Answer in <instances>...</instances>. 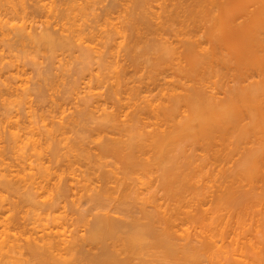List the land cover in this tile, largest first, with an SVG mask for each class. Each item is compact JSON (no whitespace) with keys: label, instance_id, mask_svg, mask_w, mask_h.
Here are the masks:
<instances>
[{"label":"bare ground","instance_id":"6f19581e","mask_svg":"<svg viewBox=\"0 0 264 264\" xmlns=\"http://www.w3.org/2000/svg\"><path fill=\"white\" fill-rule=\"evenodd\" d=\"M2 1H4V0H0V9L1 10H2V8L6 9V6H4V3ZM6 1L12 2V0H6ZM33 1L35 3L33 5V7H32V3L31 4L28 3L29 1L26 2L30 5L29 6L30 8L32 7L31 12H29L30 10L27 9L29 7L25 5V0L19 1V3L22 2L21 4L23 5V8L21 6V9H23V11L26 10L25 11L26 13L28 10V12L30 14L34 13V15H35V13L36 12L38 13L40 11L41 7L43 6V4L41 3L43 0H33ZM52 1L54 3V0H52ZM73 1L74 0H60L59 6H61L62 3H65V5L63 4L61 8L54 7L55 10L53 12H52L53 8H51V9L49 8L50 13H54L55 11L58 13L54 14L53 18L55 20L51 19V21H49L50 20V18H49V20L47 21L45 18V21H47V25L45 28H43V30H41V32L33 33L31 31L32 32L31 33L29 30L28 31L30 33L28 31L26 32L27 28L29 27L27 25L23 26L21 24V26L16 27V29H14L16 31L15 32L12 31V33L13 32L16 33L15 34L16 36H14L15 41L13 40L14 42H11V43L12 44L13 43L16 44V42L20 43V41H24V40L26 41L27 38H30V41L32 39V41H34L35 43L36 42L37 43L42 42L43 45L46 44V47L48 46L49 48H51L53 50L54 49L56 50V48L57 49H59V48L70 49L71 48V50H72V47L77 45V43H75V42L78 40L79 41L78 50L80 51L79 58H81V60H79V61H82V63H85V64L91 63V65L93 64V66L96 64V66H98V68L96 67L97 69L94 71H97L96 72L97 74L95 73V75H94V72L92 71L95 68L91 69L89 67L90 68L89 70H91L90 72H92V76L94 75L93 78H95L97 82L103 83V80H102L103 78H101V76H100V75H103V73L102 74L100 73V75L98 73L102 70L103 66L106 65L107 68L110 66L112 67L113 65L117 64V62L119 61L116 59L118 54H116L115 50H117V49L114 50V47L116 46L115 44L118 41L122 42L123 38L121 40H118L115 43L114 40H116L115 38L117 36V35H115V33L121 34V36L124 37V34H122L121 32H123L125 30L124 29L125 27L122 28V29H124L123 31L120 29L121 26L119 27V29H114V30H116L115 33L112 29L113 27H111V29H112V30H110L111 32H109V31L104 32L103 31L104 33H101L102 32L101 29H100V31L97 29L99 26H100L99 28H101L100 21H101L103 14L110 16L111 11L113 12L114 9L118 10V7H119L118 4L119 3L116 0L117 4H115V2H114L115 0H114V1H111L109 3L110 5L107 4L104 7L101 5L103 7V10H101V9H99V10H101L104 13L94 11L93 12L94 16H93V18H91L89 20L90 22L89 21L86 22L87 21L86 20L85 22L88 24H86L85 27H83V25L80 26V24H81L80 23L78 25L79 27L76 29L75 27H77V26L75 24H74L75 26H73L74 27L73 28L72 27L73 24L71 23L72 24L71 25L68 22L70 20L72 21V19L69 20V18L71 17V16H69V14L71 13V10H72L70 8V5H72L71 3H74ZM81 1H83V0H81ZM133 1L130 4H132V3L134 4L135 1L134 2ZM151 1L152 2L155 1L153 3L157 2V0H137L136 5L132 4L133 10L129 9V7L131 5L127 4L129 6H127V8L125 10L128 9V10L132 11V13L130 12V15H131L130 17L136 16L134 18L135 23L133 22L132 24H129V26H130L129 28H131V30L134 29V31H135V29L137 27H140V26H142V24H144V27L147 28V29H145V30H147V33H148V31H150L149 36H150V34H152L153 40H154V36H156L155 38L157 39V41H159V42H157V44H155L154 42L156 40H154V42L153 41L151 42V39H150V41L148 39L147 40L148 42L146 41L147 45L146 44L145 45L149 46V48L152 47V50H153V48L157 47L159 50L161 49V51L164 50V53L165 52H166V54L169 53L168 57H166V54H164L163 52L160 53V51L157 49L158 52L162 55V57H164V59L165 58H167V60L170 59V55L172 54L174 56V58H177L176 60H178L177 62H175V60H174V62L178 64L177 65L178 72L182 73L183 76L186 75L185 76L186 78L188 76V80L190 79L189 76L194 77L195 80H193L194 78H191L190 80L195 82V85L193 86V84H191L192 87L189 85L191 90H190V88L185 86V88H188V90H184L186 93L183 91L182 95H179V96L176 95L174 97V95H175V92H174V95H172L173 97L171 96L172 99H170V102H172V103L168 104L169 101L167 103H166V101H165V103L162 102L163 104H165V105H161V107L165 106V108L163 107L162 110H161L160 106L158 108H156L157 110H155V108L154 109L151 108L150 102H149L150 105L148 103H146V104H144V106L141 105L142 107L137 105L138 103H135L137 105L136 106L137 109L136 110L133 109L135 106L132 108L133 110H135V111H133L135 113L132 112L135 115L133 116V114H132L130 116L131 119L127 118L128 117L127 116L126 118L128 120L125 121V117H124V120H122V118H121L123 116L122 112L125 111V107L130 103L125 102V104H124L123 103L124 101L122 99V101H123L122 103L124 105H126L124 107L121 103V100H120L121 97L119 98V95H118L120 93L119 90L121 88H123L120 86H122L127 81L124 78H122L119 74V72L121 70L118 67L120 65L119 64L117 66L115 65L118 69L114 68L115 69L114 71H118L115 74V77H116L115 84L117 86L114 85L113 88L114 87H116V88H114V89L112 88V91H110V92L108 91L109 93L105 94V97L107 99H104V101H102V95L100 94L101 95L100 96L99 93L96 92L98 94V96L101 97V100L99 99L95 102V98L97 97L96 96L97 94L93 93L94 91L91 93H88V94L86 93L87 95H85V98H83L84 102L83 103L81 102L83 105L84 104L85 105H84V107L82 105V110L79 109L78 114L76 113L78 115L77 118H74L73 120H71L73 118V117H71V119H70L71 121L69 122V120H68V122H66V124L63 123L62 121H59L60 123H58V120L55 123L54 122L55 120L50 118L53 120V121H51V122H53L51 124L52 126L48 127L49 124H46V125H48L47 126L48 128L46 127L47 128L46 131L43 132L44 136H45L43 142L45 141V142H47V144L49 143L48 141H51V140L55 141L57 138H59L58 137L59 133H61L63 136V134L66 133L69 129L74 131L75 128L78 127V130H76V131H79V133L81 131H83L84 134L83 135L81 134L78 136L79 137V141H78L79 143L76 141L75 143H77V144L74 143L75 145L70 144L71 142L69 144L72 145L71 148H75L74 149L75 152H76V148H77V151L79 149L83 150V152L80 151L81 154H83L84 152H85L84 153L85 155L87 154L85 157L86 159L84 158L85 155H82L83 158L85 160H87V161H85L82 158L83 163L81 161V164L84 168H81V164H80V169L79 168L77 169V167L75 169L73 168V164H74L73 160L75 159L74 161L76 162L79 158L78 156H77V159H76V157L74 159H72L74 156L72 158H71V156H70V158H67V159L65 158L66 161L63 160V162L64 163L66 162V164H64L63 162H62L63 163L62 164L60 162L61 161L60 158H58V160L60 159L59 161L56 160L57 156L59 155L58 151L56 149L59 150L58 145L61 143L58 140H56L59 142V144L54 142L55 143L54 144L55 146L53 145L54 150L52 148V150L54 152L51 155L52 158L49 160L50 162L48 163V165L47 164L45 165V163L42 164L41 163L42 161H41V162H39L41 164L36 163L35 167H31L32 164H30L29 172H27V173L25 172L27 174V176H25L26 174L23 171H21V172H23L24 175H21L18 172H16L18 174L13 173V172H12V174H15L18 176L20 174V176L23 177V178L22 177L18 178V176H17L18 180L20 178H22L20 180L23 181L24 184L27 183L26 184L27 190L25 189L26 192L24 195H27L28 196L27 197L28 202H30V201H31V203L34 202V205H35V203H37V204L39 203V202H37L36 198L38 197V199H39V197L41 195L43 197V193H45V196L48 194L47 197H49V198L46 197V199H45V197H44L43 201H42V205H44L45 207H47V206L52 207V208L54 207L53 209H55L56 207H60V205H61L60 202H62L61 200H64L65 202L64 201L63 202L66 203V201H69L68 199L70 198V200H72V202L70 201L69 203L68 202L67 203L69 205L71 203V204H73V206L77 207L76 211L78 210L77 212H78L80 217L77 216L78 214H76L75 216H77V218L81 219L82 220V221L80 220L81 222H83V221L86 222L85 225H87V227H85V228H87V229L85 230V228H83L85 231V233L83 231L84 234H82V233L80 234L79 231H81V229L80 230L78 229L79 230V231H77L78 234L76 232L72 231L73 233L69 234V235L67 232L74 230V229H71V230L68 229V231H67V229H66L67 226L65 228H63L62 230L57 229V231H53L54 228L51 229L52 231H49V229L47 231L41 229L42 231H44V233H41L42 231H40L41 235L39 237L37 236L38 238H36V236L34 237V234H32L33 236L32 235L29 236L27 234L26 236H29V237H26V238L23 237L25 239L23 241H25V242L27 241V242L26 243L24 242V244L21 243V245H19L20 242H16V241H14V243L16 242L15 245L12 242H11L12 244L9 243L8 240H10V237H8L6 239L3 238V241L5 240L4 241L5 243L4 242L0 243L2 245V246L0 245V250L1 249L3 250V251L1 250L0 256H1L2 252H4V249H5V251H7L8 254H10V255H8L6 261L9 259H10V261L11 260L16 261V259H18L19 264L20 263L26 264V263L32 261V260H30L31 259L30 256H32L34 259L36 257V259H35L36 261H38L37 258H39V261H41L40 264H45V263L49 264V262H51L50 264H153L154 262H156V264H209V263L215 264L217 262L222 261L223 259L228 258L231 255V252L234 255H239L237 253L238 246H232V247L225 246L224 236L226 233V229L220 226V223L218 222V220L220 219V217L218 216V213L223 209L232 208V207H235L236 205L240 206L242 204L244 198H245V196L243 194H246L247 192L248 193L249 192H252V193L255 192L254 189H256V187H257L258 180H260V182H259L260 184H258L259 194L261 191L262 192L264 191V137L262 136V135H264V128H263L264 127V0H164L163 3L160 0V4L161 3L162 4L160 6L158 4L159 7L158 6L157 7L161 11H158L159 9L156 10L155 5H157V4H154V6H153ZM9 2L7 4H9ZM17 2H15L14 4L16 5ZM158 2H159V0H158ZM46 3L49 4V2H46ZM81 3H80V5L78 3L77 4L80 6L81 9H82L81 6H83V9H84L86 4L81 5ZM84 3H85V0H84ZM87 4H88V2H87ZM121 4L123 5V1ZM10 5H7V6H10ZM15 5H11L10 7H7V8L9 10H10V8H12V10L13 11L15 10V12H16L15 8H17V7ZM49 5H51V4H49ZM96 5L99 6L98 4H95V7H94L95 9L97 7ZM117 5H118V7H116ZM249 5L253 6V8H250ZM44 6L46 7V5H44ZM63 6H65V7H63ZM151 6L155 7V9H152ZM18 7H20V6H18ZM52 7H53V5H52ZM125 7H126V5H125ZM148 7H149V10L147 11ZM57 8L60 10H58ZM75 8L77 9L76 5H75ZM87 8H88V6H87ZM68 9H69V12L67 14L66 12L68 11ZM78 9H79V7H78ZM151 9L153 12L148 14V12ZM45 10L46 9L44 8L43 11H45ZM73 10H74V8H73ZM85 10H86V8H85ZM139 10H141V11L139 12ZM6 11H8V10L6 9ZM1 12L2 11H0V13ZM19 12L21 13V10ZM82 12H83V10H82ZM114 12H115V10H114ZM26 13H25V15H26ZM75 13H76V11H75ZM75 13L72 12V15ZM78 13H80V12H78ZM122 13H120V14H122ZM84 14L86 15V11ZM135 14H137V15H135ZM34 15L32 17H34ZM152 15H155L156 18ZM2 16H3V14H2ZM12 16H14V15H12ZM17 16H18V14H17ZM22 17H24V16H22ZM152 17L155 18L157 21L158 20H160V21L157 22V21L153 20ZM108 18H106V20ZM124 18H126V17H124ZM127 18H129V17H127ZM66 20H68V21H66ZM103 20H105V19H103ZM103 20H102V23L104 22ZM119 20H121V19H119ZM131 20L133 21L132 18H131ZM131 20H130V22H131ZM4 21H5V19H4ZM60 21H61V24H60ZM122 21L123 20H121V22ZM25 22H27V21H25ZM25 22H23V23H25ZM139 24H141V25H139ZM13 25H15V24H13ZM43 25H44V23H43ZM57 25H59L60 28H58V27L55 28ZM120 25H122V24H120ZM125 25H127L126 26V29H127L128 24H125ZM116 26L117 25H115V27ZM31 27H30V30H31ZM144 27H142V28H144ZM2 28H4V27H2ZM129 28H128V30H129ZM140 28H137L138 30L136 29V32H138ZM0 30H2V29H0ZM96 30L98 31V33ZM145 30H143L144 32H142V30H141V33H145L146 32ZM3 31H1V33ZM7 31H9V30H7ZM200 32H201V34H200ZM132 33H134V32H132ZM26 34H28V35H26ZM102 34H104L105 37H103ZM126 35L127 34H125V36ZM129 35H130V32L127 35V38L129 40L131 38L133 41L135 39H137V41L141 39V38L139 39V37L138 38L136 37V36H139V34L136 35L135 36L136 38H134V39H133V36L129 37ZM133 35H135V34H133ZM166 35L168 37H166ZM97 40H98V43H96ZM145 40H146V37L144 39H142L141 41L144 42ZM119 42L117 43V45L119 44L122 47L124 41L122 42V45ZM125 42H127V41H125ZM131 42L126 43L125 46L127 47L126 51L127 50L131 51V57L132 58L130 61H132L131 64H133L135 62L133 60L135 55H134V57L132 56V51L134 50L133 46H135V45L133 44V42L132 43ZM93 43L95 44L94 46L92 45ZM158 43H160V44H158ZM204 43L209 44L208 45L209 48L204 46ZM39 45H41V44L39 43ZM125 46H123V47H125ZM146 46L144 47L145 49H146ZM119 47H118V50H119ZM149 48H148V51L151 49V48L150 49ZM145 49H144V51H145ZM217 49L222 54H219L217 52ZM154 52H156V50ZM158 52H157V55L159 54ZM115 54H116V57L114 59ZM119 54H120V51H119ZM174 54L176 55V57ZM150 55H151V52H150ZM155 55L153 54V56H155ZM161 55H159V57H160L159 60L164 61L161 58ZM120 56H119V58H121ZM127 56H130V53ZM157 57L158 56H156V58H154V59H158ZM76 58H77V56H76ZM78 59H77V61H78ZM151 59H152V57H151ZM128 60L129 59L127 58V61ZM113 61H115V62H113ZM162 61L156 60L157 64H159V62H162ZM215 61L223 62V63L227 64L229 67H233L235 69H237V68L240 69L242 67L240 70L242 73L240 71H238L241 74H243V71L245 73V71L250 70V68L254 69V70L257 69L256 71L259 72V75H261L260 76L261 80L255 84H251V85L246 86V87L236 85L237 87L234 86L233 88H230L228 90L227 96L225 97V100H219L216 97L208 96V94H206V91L204 92V89H203L204 85L203 84H205L206 75L214 72L213 65H215V64H213V62L215 63ZM152 62H153V60H152ZM107 63H109V66L107 65ZM124 63L122 61L121 67ZM135 63L133 65H135ZM0 64H2V63H0ZM4 64H3V66L1 65L2 67L0 66V71L2 69H5V67L11 66L10 64L8 66H6ZM136 65H137V63H136ZM127 66H128V63H127ZM9 68L10 67H8L7 69H9ZM128 68L125 69V66H124L125 70H127ZM7 69H6V71H7ZM86 69H87V65H84L82 68H80L79 71L84 72ZM174 69H176V68H174ZM130 72H131V69H130ZM76 73H77V71H76ZM124 73H121V75H123ZM127 74H128V72H127ZM85 75L83 77H85ZM77 76H78V73H77ZM79 76H81V75H79ZM92 76L90 75V77H92ZM125 76H127V75L125 74ZM180 77H181V75H180ZM52 78H54V76ZM93 78H91L90 80L92 81ZM186 78H185V81H186ZM122 79H124V83H122ZM199 79L201 81L202 80L204 81V83H203V81L201 82L203 86L202 85L200 86L197 83V82H199V81H197ZM120 80H121L122 84L120 83ZM13 82H15V81H13ZM130 82H132V81H130ZM183 83H184V81H183ZM113 84H111V86ZM197 84H198V86H197ZM118 85H120V86H118ZM184 85L182 86V88L184 87ZM50 86H52V85H50ZM123 86H125V88L129 87V85H127V84H125ZM90 87H91V85H89V89H90ZM10 88H12V87H10ZM42 88H44V87H42ZM118 88H120V89L118 90ZM135 88H131V89H135ZM140 88L141 87H139V89ZM25 89H26V87H25ZM32 89H34V87ZM110 89L111 88L109 87V90ZM7 90H9V89H7ZM19 91H20V89L18 90V92ZM87 92H88V90H87ZM128 92H130V91H128ZM135 92H133L134 95H135ZM7 93H9V92H7ZM26 93H27V91H26ZM138 93H139V91H138ZM179 94H181V93H179ZM22 95H23V93H22ZM135 96H139V94L135 95ZM166 96H165V98H166ZM132 97H133V95H132ZM132 97L131 98L129 97L130 102H131ZM108 99L113 100L114 103L111 102V100H110V102L113 103L112 106L111 105L106 106L105 103H107ZM138 99L139 98L137 97V100ZM51 100H53V97L51 98ZM92 100H93V102H91ZM138 102L140 103V101H138ZM133 103H134V101H133ZM159 104H157V105H159ZM92 106L95 107L96 110L98 109V111H97L98 114H96L97 112H94L95 109H93V110L91 109ZM152 107H153V105H152ZM179 107H180V110L184 109V111L186 112V115L184 116V118H182L180 120L178 119V121H177V120H175V118L178 115V114L176 115V113L178 112ZM126 108H128V107H126ZM150 108H151V110H150ZM158 109L161 111H159ZM31 110H33V109L31 108ZM152 110L155 114H157L156 115L157 119L160 117L161 119L163 118L162 120H165V121L167 120L166 122L169 123V125H167V128L166 127L162 128L165 123L161 124L162 126H160V125L157 126V128H156V125H157V123H156L155 129L153 131L151 130V127H149L150 128L149 131H145L146 122L143 120L149 118L147 115L153 114ZM92 111L95 113V116H93L94 113ZM156 111H158L159 113ZM160 112L164 115H162ZM32 114H33V112H32ZM126 114H127V112H126ZM130 114H131V112H130ZM73 116H75V115H73ZM149 116H151V115H149ZM246 116H247V118H249L248 123H246L247 121L246 122L242 121L243 117L245 120L247 119ZM0 117H1V115H0ZM27 118H31V117H27ZM33 118H31V120ZM44 118L42 120H45ZM90 118H91V120H92V118H94L92 120L93 122H95V125L93 127H90L88 125L91 121ZM160 118H159V120H160ZM177 118H178V116H177ZM31 120H30V123L32 125ZM59 120H61V119H59ZM62 120L64 121V119H62ZM7 121H9V120L7 119ZM11 121H12V119H11ZM18 121H20V120H18ZM92 121H91V123H92ZM157 121L155 120L154 122H157ZM151 122H153V120ZM158 124H160V122H158ZM258 124H260L263 128V130L261 131V134L259 133L260 132L259 130L257 131V127L255 130L256 134H255L254 130H253L254 131V134H253V132L251 130H252V128L255 129V126H257ZM14 125L15 124H13V126ZM260 125H259L258 129L261 128ZM6 126H8V125H6ZM20 126H21V124H20ZM20 126H16V128L18 129V127H20ZM32 127H34V126H32ZM159 127H161V128H159ZM14 128H15V126H14ZM30 129H32V128H30ZM30 129H29V131H30ZM33 129H32V131H33ZM8 130H11V129L8 127L7 131ZM20 130L21 129H19V131ZM13 131H15V129H13ZM13 131L12 132L10 131L11 134L13 133ZM21 131H23V130H21ZM34 131H36V130H34ZM250 131L252 133H250ZM15 132L12 135L13 137H14V135H16V136L20 135V134H17L18 132H16V133ZM76 133H78V132H76ZM110 133H114V135L119 134L118 135L119 137L117 136L116 138L115 137L109 138ZM11 134L9 135V138L12 137ZM40 134H41V132H40ZM252 134H253V136L254 135L256 136L258 134L257 136L260 137V139H258V146L257 147H251V148L247 147L248 149L245 148V153H243L244 155L242 154L243 157H242L241 162L238 164L239 166L237 165V167H236L237 169H234L229 175L231 178L230 182L228 184H226L225 186L221 185L220 186L221 189L218 192H216V196L214 198V206L212 208V214H215V216H213V219H212L209 216L208 211L203 208V206H202L203 204L201 205L198 203H202V201H203L202 199H204V198L206 199V195H208V193L210 192L209 190H211L210 188H212V186H213L212 185L213 180L217 179L218 175L215 172L216 163L220 160H223L228 155H230L231 151H235V152L239 151L240 145L243 144V142H242L239 144V146L237 145V143L241 142L240 139L242 138V141H243L245 139V136L247 138V136H252ZM94 135H95V139H94ZM20 136L23 137V134ZM41 137H43V136H41ZM41 137H40V139H42ZM78 137L76 136V139ZM103 137H104V139H103ZM87 138H91V140H89L91 142L88 143ZM17 139L22 140L20 142L25 143V145L28 143L29 140L31 142L30 137L28 138L29 140L26 139L27 140L26 142L24 141V139H21L20 137H17ZM40 139L32 140L33 145L31 144L32 145L31 147L35 149L38 144L41 145ZM64 139L65 138H63V140ZM14 140H15V138H14ZM19 140H17V141H19ZM59 140H60V138H59ZM185 140H190L189 141V143L191 142L190 145L192 146L194 144V147L196 145L198 146L197 143H199L200 146L203 145V147L202 146L197 147V149L198 148H205V150H206V152H205V150H203L204 155H202V158L195 157V155H194V154H196L195 152L194 153L189 152L192 149V147H189L190 150L187 149L188 147L185 148V146L189 145L187 141H186V143L188 145L186 143H185V145H183L184 144L183 142H185ZM235 140H237V141L234 142ZM85 141H87V142H85ZM92 141L97 142L96 143L97 146L93 145L94 143ZM214 141H215V143H213ZM14 142H16V141H14ZM51 142H53V141H51ZM64 142H66V141H64ZM64 142H62V145H64ZM195 143H196V145H195ZM245 143H247V142H245ZM91 144L93 145V147L91 146ZM16 145H18V144H16ZM16 145H14V146H16ZM19 145L21 146V143ZM49 146H52V145H49ZM49 146L47 145V149ZM214 146H216V147H214ZM41 147H39V148H41ZM60 147H62V146H60ZM10 148H11V146H10ZM17 148H18V146H17ZM19 149H20V147H19ZM63 149H65V148H63ZM69 150H70V148H69ZM74 150H73V152H74ZM193 151H195V150H193ZM2 152L3 151H1L0 153H2ZM75 152H74V154H75ZM233 153L234 152H232V154ZM4 154H2L1 156L3 157ZM74 154H72V155H74ZM197 155L199 156L200 154H197ZM40 157L43 158L44 156L40 155ZM45 158H47V155ZM54 158H56V159H54ZM78 164H79V161H78ZM22 165L24 166V164H22ZM25 165H26V163H25ZM63 165H66L68 167H72L74 170L72 169V171H71L69 168V170L71 171V174H65V171L61 172L62 170L61 171L59 170L62 168ZM36 167H37V169H35ZM55 167H56V169H55ZM68 167H67V169H68ZM27 170H28V168L26 167V171ZM31 170H32V172H30ZM64 170H65V168H64ZM158 170H160L161 174H159L160 179L157 177L158 180H156L159 183V185H157V187L158 188L160 187V189H162L164 194H165L164 197H161V198H160V196H158L157 192H155L154 190H151L152 189L151 184L153 183V181L149 180V174L152 173L153 171H158ZM5 171L7 172V170H5ZM6 172H5V174L3 173L4 175L2 174L3 175L2 177H5V175L8 177L10 176L11 172L8 173L9 175L6 174ZM66 173H67V171H66ZM223 174H224V176H226V172L221 170V176ZM221 176L219 175V177H221ZM13 178H14V176H13ZM18 180H16V181H18ZM20 180H19V182H20ZM156 181H154V183ZM237 181L242 182L245 185H248L249 189H244V188H241L242 186H237L236 185ZM17 183L18 182H15V184H17ZM154 183H153V185H154ZM15 184H14V180L12 182V180L10 178L7 180L4 179V181H1V185L4 186L3 187L4 189L6 187L7 188L8 187L10 188L12 186L14 187ZM145 184L146 185L148 184L147 188H146ZM142 185H144V186H142ZM13 187H12V189H13ZM17 187H19V186H17ZM141 187H143L142 189H144V187H145V189L141 190ZM9 188L7 189L8 191H10ZM12 189H11V191H12ZM14 190L15 189H13V191ZM22 193H24V192H22ZM8 194H10V193H8ZM11 194L14 195V193H11ZM242 196H244V198ZM250 196H251V194H250ZM42 197H41V199H42ZM71 197H73V199ZM241 197H242V199L240 200ZM0 198L4 199V201H5L6 196L4 198H3V196ZM11 198H13V196ZM66 198H68V199H66ZM13 199L15 200L17 198H13ZM23 200H25V199H23ZM23 200H21V201H23ZM1 202H0V205L3 204ZM195 202H197V204H195ZM31 203H29V204H31ZM171 203H172V205H171ZM66 204H63L64 206L62 205L63 209H64V207H66ZM12 205H13V202H12ZM23 205H24V203H23ZM25 205H26V203H25ZM36 207L39 208V206H36ZM58 209H60V208H58ZM49 210L50 209H48L47 211H49ZM60 210H62V209H60ZM66 211L68 212L67 209H66ZM74 211H71V209H70V212L75 213ZM49 213H51V212H49ZM64 216H66V215L64 214ZM64 216L62 215V219ZM58 218H60V217H58ZM73 218H75V217H73ZM66 219H67V217H66ZM66 219H63V220H66ZM179 219L187 220L190 223H193L196 226L200 227L202 236L200 238L189 237V235L191 234V231H187L185 233L188 236H186L184 234L179 235L178 230H176V227H177L176 222ZM209 219H210V222H207V220H209ZM10 220H12V219H10ZM71 220H72V218H71ZM18 222L20 223V220ZM19 223L17 224L18 226H19ZM262 223H264V222L262 221ZM65 224H67V222ZM71 224L73 226V223H71ZM60 225L62 226L61 223H60ZM61 226H60V228H61ZM47 227L48 226H45V229ZM69 227H70V225L68 223V228ZM8 229H9V227H8ZM23 229H24V227L22 228V230ZM76 229L77 228H75V230ZM5 230H7V228ZM5 230H4V233H6ZM33 230H35V228ZM37 230L38 229L36 228L35 231H37ZM54 230H56V229H54ZM30 231H32V230H30ZM10 232H11V230H10ZM261 232H263V230L261 229V226L259 225L257 228V234L259 237L257 236L256 240H253V241L250 240V243H249L250 247L252 249L251 253L247 254L249 256V259L246 258L245 253H240V257L236 258V260L240 264H264V257H263L264 255L261 254L264 250L263 249L264 248V234H263L264 232L263 233H261ZM7 233H8V231H7ZM23 233H25V231ZM0 236H2V235H0ZM219 241H222L221 245H218ZM2 243H4V244H2ZM10 244H11V246H10ZM25 244H26V246H24ZM4 245L5 246L8 245V246L5 247ZM23 247L27 248L26 251L27 250L28 251L27 252L24 251ZM8 248L11 249V251H9ZM12 249H15L17 253L12 254L11 252L15 251V250L12 251ZM94 250H96V251H94ZM7 252H5V253L7 254ZM27 253H29V254H27ZM11 254H12V258L14 257L13 259L10 258ZM16 254L18 256H14ZM3 257H5V256H3ZM29 257H30V259H28ZM0 259H3L2 256L0 257ZM18 260H17V262L12 261L13 263L11 262L9 264H14V263L18 264ZM6 261L4 262V264L6 263ZM36 261H35V263H36ZM42 261H43V263H42ZM2 263L3 262H1L0 264H2Z\"/></svg>","mask_w":264,"mask_h":264},{"label":"rangeland","instance_id":"374dc122","mask_svg":"<svg viewBox=\"0 0 264 264\" xmlns=\"http://www.w3.org/2000/svg\"><path fill=\"white\" fill-rule=\"evenodd\" d=\"M6 3H5V2ZM4 1H2L3 3H4V6H6V9L8 10V11H6V9H4V8H2V10L0 9V11H2L0 14V21L2 22H0V29H2V30H0V63H2V64H0V66L2 65L3 66V64L4 65H6V66H8L9 64L11 65V66H8V67H10L9 69H7L8 67H5V69H2L1 71H0V115H1V117H0V150L1 151H3L2 153H0V197H2L3 196V198L6 196V198H5V201H4V199H1L0 200V202L1 203H3V204H1L0 205V235H2V236H0L1 238H0V243L1 242H4L3 241V238L4 239H6V238H8V237H10V240H8V242L9 243H13L14 245H15V243L16 242H20V244L19 245H21V243L22 244H24V242L25 241H23V240H25L24 238H26V237H29L30 235H32V234H34V237L36 236V238H38L40 235H41V233H44V231H42L41 229H43V230H45V231H47L48 229H49V231H52L51 229H56V230H54L53 229V231H57V229H63V228H65L66 226V229H67V231H68V229L69 230H71V229H74V230H71V231H68L67 233H68V235L69 234H72L73 232L72 231H74V232H76L77 233V231H79L80 229H81V231H79V233L81 234H84L85 233V231H84V229L83 228H85V227H87V225H85L86 224V222H81L82 220L81 219H79V218H77V216H79V214H78V210L76 211V209H77V207L76 206H73V204H71L70 203V205L68 204L70 201L72 202V200H70V198L68 199V198H66V199H68L69 201H66V203H64L65 201L64 200H61L62 202H60V207H56L55 209H53L52 207H45L44 205H42V201H43V198L45 197V199H46V197H47V195L45 196V193H43V197H42V195L39 197V199H38V197L36 198L37 199V202H39L38 204L37 203H35V205H34V202L33 203H31V201L30 202H28V196L27 195H24L25 194V192H26V190H27V188H26V184H24L23 183V181H21L20 179H22L23 177L22 176H20V174L21 175H24V173L26 172H29V170H30V168H29V166H30V164H32L31 165V167H35V165H36V163H38V164H43V163H45V165L47 164L48 165V163L50 162L49 160L52 158L51 157V155H52V153L54 152L53 150H54V142H56V143H58L59 144V142H61L58 146H59V150L58 149H56L57 151H58V156H57V159L56 158H54V159H56V160H58V158H60L61 159V163L63 162V160H65L66 161V159L67 158H70V156H71V158L72 159H74L75 157H76V159H77V156L79 157L78 158V160L75 162L74 160H73V168L75 169L76 167H77V169L79 168L80 169V164H81V161H82V163H83V160H85L86 158V155L83 153V154H81V152L80 151H82L83 152V150L81 149H79L78 151H77V148H76V152H75V148H71V146L72 145H70V144H74L76 141L78 142L79 141V135H83L84 133H83V131H81L80 133H79V131H76V130H78V127L77 128H75V130L73 131V130H71V129H69L66 133H64L63 134V136H62V134L61 133H59L58 135V137L60 138V140H59V138H57L56 140H58V141H54V140H51V141H53V142H51V141H48L49 143L47 144V142H43V140H44V138H45V136H44V131H46V129L48 128V127H50V126H52L51 124L53 123V122H51V121H53L52 119H54L55 121V123H56V121L58 120V123H60L59 121H62L63 123H65L66 124V122H68V120H69V122L71 121V120H73L74 118H77L78 117V112H79V109L80 110H82V103L84 102V99L83 98H85V95H87L88 93H91V92H93V93H99V95L101 94L102 95V101H104V99H107L106 97H105V94H107V93H109L110 91H112V88H113V86L115 85V86H117L116 84H115V80H116V77H115V74H116V72H118V71H114L115 69L114 68H117L116 66L117 65H119L118 67H119V69H121L120 70V72H119V74H120V76L122 77V78H124L125 80H127L126 81V83H124V79H122V83H124L123 85H125V84H127V85H129V87H126L125 88V86H120V85H118V86H120V87H123V88H118V90L120 91V93L118 94L119 95V98L121 97V103L123 102L124 104H125V102L127 103V102H129L130 104H128L127 106L126 105H124L123 103H122V105L125 107H128V108H126L125 107V111H123L122 113V120H124V117H125V121H127L128 119L127 118H129V119H131L130 118V116L133 114V113H135V112H133V111H135L137 108H136V106L137 105H139V106H144V104H146V103H148L149 104V102L151 103V108H155V110H157L156 108H158L159 106H160V108H161V110L163 109V107L165 108V106H163V107H161V105H165V104H163V103H165V101H166V103L168 102V104L170 103H172V102H170V99H172V95H174V92H175V95H174V97L176 96V95H182V92L184 91V90H188V88H190V86H191V84H193V86L195 85V82H193V81H191L190 79L191 78H194V77H190L189 76V80H188V76H187V78L185 77V76H183V74L182 73H179L178 72V70H177V63H175V62H177L178 60H176L177 58H174V56L171 54L170 55V59H168L167 60V58H165L164 59V57H162V55L160 54V53H164V50H162L161 51V49L159 50L157 47H155V48H153V50H152V47H150L149 48V46H146L147 45V43H146V41L149 39V41H150V39H151V42L153 41L154 42V40H156L154 43L155 44H157V42H159V41H157V39L155 38L156 36H154V40H153V38H152V34H150V36H149V32L150 31H148V33H147V30H145V29H147V28H145L144 27V24H142V26H140L141 28L142 27H144V28H140V27H137V28H140L141 30H142V32H144L143 30H145L146 32L145 33H141V30L139 29V31L138 32H136V29H135V31H134V29L133 30H131V28H129L130 26H129V24H132L133 22L135 23V21H134V18L136 17H130L131 15H130V12L132 13V11L131 10H133L132 8V6L135 4L136 5V1L137 0H132L133 2H134V4L132 5V4H130L132 1L131 0H117L118 1V5H119V7H118V5L116 6V7H118V10H116V9H114L115 10V12H114V10H113V12L111 11V13H110V16H108V15H104L103 14V16H102V18H101V21H100V23H101V28H99L98 27V29L97 30H99L100 31V29H101V33H104V32H111L110 30H112L113 29V31H114V33H115V31L116 30H114V29H119V27L121 26V30L123 31L124 29V31L126 32H121L122 34H124V37H122L121 36V34H118V33H115V35H117L116 36V40H114L115 41V43L118 41V40H121L122 38L124 39H122V42L124 41V43H123V46H125V44L126 43H128V42H133V44L135 45V46H133V48H134V50L132 51V56L134 57V55H135V57L133 58V60L137 63V65H136V63H135V65H133V64H131L132 63V61H130L131 60V51H126V49H127V47L125 46V47H121L119 44V46L117 45V43L119 42H117L115 45L117 46H115L114 47V50L115 49H117V50H115L116 51V54H118V56L116 57V54L114 55V59H115V57H116V59L117 60H119L118 62H117V64H115V65H113L112 63V67L110 66V67H108L107 68V66L105 67V66H103L102 67V70L98 73L99 75H100V73L102 74L103 73V75H100L101 76V78H103L102 80H103V83H99V82H97L96 81V79L95 78H93V76L95 75V73L97 72V71H94V70H96L97 68H98V66H96V64L93 66V64L91 65V63H87V64H85V63H82V61H79V60H81V58H79V54H80V51L78 50V43H79V41L77 40L75 43H77V45H75L74 47H72V50H71V48L70 49H65V48H59V49H57L56 48V50L54 49H51V48H49L48 46L46 47V44H44L43 45V43L42 42H34V41H32V39H31V41H30V38H27L26 39V41L24 40V41H20V43L19 42H16V44L15 43H11V42H14L15 41V37L14 36H16L15 34L16 33H14L16 30H14V29H16V27H19V26H21V24L23 25V26H29L28 28H27V30H26V32L29 30L30 32L32 31L33 33H38V32H41V30H43V28H45L46 27V25H47V21L49 20V18H50V20L49 21H51V19H53V20H55L53 17H54V14L55 13H58V12H54V13H50L49 12V10L51 9V8H53V10H52V12L55 10V8L54 7H58V8H61L62 7V5L64 4L65 5V3H62L61 4V6H59V4H60V0H54V3H53V1L52 0H43L41 3L43 4V6L44 5H46V7L44 6H42L41 7V9H40V11L36 14L35 13V15H34V13L33 14H30L29 12H31V10H32V7H33V5L35 4L34 3V1L33 0H25V5L26 6H30L28 3H32V7L30 8H27L28 10H30L29 12H28V10H27V13L25 12V11H23V9H21V6H22V8H23V5L21 4V3H19V1L18 0H14L15 2H17L16 3V5L14 4L15 2L12 0V2H9V1H6V0H4ZM51 1V2H50ZM56 1V2H55ZM87 0H85V3H84V0L83 1H81V0H74L73 2L74 3H71L72 5H70V8L73 10V8H74V10L72 11L70 8V10H71V15L69 14V16H71L70 18H69V20L70 19H72V21L70 20V21H68V20H66V21H68L71 25H72V27L73 26H77V27H75L76 29L79 27L78 25L80 24V26H82L83 25V27H85L86 26V24H88V23H86V22H88L91 18H93V12L94 11H98V12H101V13H104V12H102L101 10H103V7L105 6V5H107V4H109L111 1H114V0H88L87 2H88V4H87V2H86ZM94 1V2H93ZM101 1V2H100ZM103 1V2H102ZM122 1H123V5L121 4L122 3ZM131 1V2H130ZM9 2V4H7ZM26 2H28V3H26ZM45 2V3H44ZM46 2H49V4H51V5H49L48 3H46ZM58 2V3H57ZM81 3V5H87L88 6V8H87V6L85 5V8H86V10H85V8L83 9V6H81L82 7V9L80 8V3ZM97 2V3H96ZM105 2V3H104ZM115 2V4H117V2H116V0L114 1ZM152 2V1H151ZM153 2H155V1H153ZM152 2V4H153V6H154V4H157V5H155V7H156V10H158L159 8V6L164 2V0L162 1L161 0V4H160V0H159V2H158V0H157V2L156 3H153ZM12 3V4H11ZM79 5H78V4ZM102 3V4H101ZM104 3V4H103ZM126 3V4H125ZM15 5L17 8H15L16 9V12H15V10L13 11L12 10V8H10V10L7 8V7H10V6H7V5ZM28 4V5H27ZM95 4H98L99 6H97L96 7V9L94 8L95 7ZM127 4H130L131 6L129 7V9H131V10H125L126 8H127V6H129V5H127ZM158 4H159V6H158ZM52 5H53V7H52ZM57 5V6H56ZM75 5L77 6V9L75 8ZM103 7H102V6ZM110 5V4H109ZM125 5H126V7H125ZM18 6H20V7H18ZM48 6V7H47ZM73 8H72V7ZM122 6V7H121ZM158 6V7H157ZM250 6V8H253V6H251V5H249ZM63 7H65V6H63ZM67 7V6H66ZM78 7H79V9H78ZM91 9H90V8ZM122 9H121V8ZM135 7V6H134ZM152 7V6H151ZM155 7H152V9H155ZM44 8L46 9L45 11H43L44 10ZM50 8V9H49ZM57 8V9H58ZM124 8V9H123ZM56 9V10H57ZM69 9H68V11L66 12L67 14H68V12H69ZM89 9V10H88ZM98 9V10H97ZM99 9H101V10H99ZM120 9V10H119ZM152 9L148 12V14L149 13H151V12H153L152 11ZM5 12H4V11ZM18 10V11H17ZM21 10V13L19 12ZM58 10H60V9H58ZM57 10V11H58ZM82 10H83V12H82ZM88 10V11H87ZM124 10V11H123ZM149 10V7L147 8V11ZM48 11V12H47ZM75 11H76V13H75ZM80 12V13H78V12ZM85 11H86V15L84 14L85 13ZM126 11V12H125ZM136 11V10H135ZM138 11V10H137ZM141 10H139V12H140ZM158 11H161L160 9L158 10ZM18 12V13H17ZM47 12V13H46ZM72 12L73 13H75V14H73L72 15ZM123 12V13H122ZM129 12V13H128ZM5 13V14H4ZM25 13H26V15H25ZM119 13V14H118ZM120 13H122V14H120ZM125 13V14H124ZM2 14H3V16H2ZM17 14H18V16H17ZM20 14V15H19ZM91 14V15H90ZM6 15V16H5ZM12 15H14V16H12ZM34 15V17H32ZM45 15V16H44ZM48 15V16H47ZM78 15V16H77ZM112 15V16H111ZM114 15V16H113ZM122 15V16H121ZM129 15V16H128ZM135 15H137V14H135ZM12 16V17H11ZM22 16H24V17H22ZM30 16V17H29ZM47 16V17H46ZM51 16V17H50ZM77 16V17H76ZM105 16V17H104ZM107 16V17H106ZM118 16V17H117ZM126 17V18H124V17ZM152 16H154L155 17V15H152ZM5 17V18H4ZM16 17V18H15ZM26 17V18H25ZM109 17V18H108ZM117 17V18H116ZM122 17V18H121ZM127 17H129V18H127ZM164 17V16H163ZM24 18V19H23ZM45 18H46V20L47 21H45ZM48 18V19H47ZM79 18V19H78ZM89 18V19H88ZM106 18H108L107 20H106ZM121 19V20H123L122 22H121V20H119V19ZM124 18V19H123ZM131 18L133 19V21L131 20ZM153 18V17H152ZM156 18V17H155ZM155 18H153V20H155V21H157ZM165 18V17H164ZM3 19V20H2ZM4 19H5V21H4ZM23 19V20H22ZM28 19V20H27ZM30 19V20H29ZM83 19V20H82ZM103 19H105V20H103ZM113 19V20H112ZM52 20V21H53ZM65 20V19H64ZM87 20V21H86ZM102 20L104 21L103 23H102ZM109 20V21H108ZM127 20V21H126ZM130 20H131V22H130ZM25 21H27V22H25ZM86 21V22H85ZM108 21V22H107ZM113 21V22H112ZM115 21V22H114ZM120 21V22H119ZM158 21H160V20H158ZM157 21V22H158ZM5 22V23H4ZM23 22H25V23H23ZM46 22V23H45ZM65 22V21H64ZM75 22V23H74ZM84 24H83V23ZM90 22V21H89ZM154 22V21H153ZM43 23H44V25H43ZM105 23V24H104ZM155 23V22H154ZM13 24H15V25H13ZM42 24V25H41ZM60 24H61V21H60ZM75 24V25H74ZM120 24H122V25H120ZM125 24H128V28H129V30H128V28L126 29V26L127 25H125ZM12 27H11V26ZM18 25V26H17ZM111 25V26H110ZM113 25V26H112ZM115 25H117L116 27H115ZM139 25H141V24H139ZM32 26V27H31ZM61 26V25H60ZM109 26V27H108ZM132 26V25H131ZM138 26V25H137ZM2 27H4V28H2ZM14 27V28H13ZM30 27H31V30H30ZM36 27V28H35ZM40 27V28H39ZM60 28L59 27V25H57L55 28ZM106 27V28H105ZM111 27H113L112 29H111ZM115 27V28H114ZM123 27H125L124 29H122ZM8 28V29H7ZM13 28V29H12ZM74 28V27H73ZM104 30H103V29ZM109 29V30H108ZM4 30V31H3ZM7 30H9V31H7ZM96 30V31H97ZM138 30V29H137ZM1 31H3L2 33H1ZM11 31V32H10ZM12 31H14L13 33H12ZM28 31V32H29ZM37 31V32H36ZM104 31V32H103ZM130 32V35H129V37L130 36H133V39L134 38H138L139 37V39L140 40H138L137 41V39H135L134 41L132 40V38L129 40L128 38H127V35L129 34V32ZM134 32V33H132V32ZM29 32V33H30ZM31 32V33H32ZM97 33H98V31H97ZM40 34V33H39ZM125 34H127L126 36H125ZM133 34H135V35H133ZM139 34V36H136V35H138ZM144 36H142V35ZM200 34H201V32H200ZM26 35H28V34H26ZM35 35V34H34ZM103 35V37H105L104 36V34H102ZM114 35V36H115ZM147 35V36H146ZM136 36V37H135ZM143 37V38H142ZM146 37V40L143 42V41H141L142 39H144ZM149 37V38H148ZM166 37H168L167 35H166ZM127 38V39H126ZM203 38V37H202ZM126 39V40H125ZM204 39V38H203ZM202 39V40H203ZM14 40V41H13ZM129 40V41H128ZM175 40V39H174ZM125 41H127V42H125ZM141 43H140V42ZM96 42V41H95ZM94 42V43H95ZM113 42V41H112ZM122 42L120 41L119 43L122 45ZM131 42V43H132ZM137 42V43H136ZM148 42V41H147ZM150 42V43H151ZM18 43V44H17ZM39 43L41 44V45H39ZM91 43V42H90ZM92 44L93 46L95 45V44ZM96 43H98V40H97V42ZM140 43V44H139ZM144 43V44H143ZM146 44V45H145ZM158 44H160V43H158ZM131 45V44H130ZM209 44H205L204 43V46H206V47H208L209 48V46H208ZM142 46V47H141ZM146 46V49L144 48ZM46 47V48H45ZM118 47H119V50H118ZM138 48V49H137ZM148 48L150 49L149 51H148ZM76 49V50H75ZM144 49H145V51H144ZM160 51V53L158 52V50ZM52 50V51H51ZM67 50V51H66ZM142 50V51H141ZM156 50V52H154ZM119 51H120V54H119ZM124 51V52H123ZM140 51V52H139ZM147 51V52H146ZM57 52V53H56ZM59 52V53H58ZM126 52V53H125ZM130 53V56H127V55H129V53ZM149 52V53H148ZM150 52H151V55H150ZM154 52V53H153ZM157 52L159 53L158 55H157ZM217 52L219 53V54H222L220 51H218V49H217ZM52 53V54H51ZM147 53V54H146ZM146 54V55H145ZM153 54L155 55V56H153ZM164 54H166V52L164 53ZM163 54V55H164ZM168 54L169 53H167L166 54V57H168ZM121 55V56H120ZM159 55H161V58L164 60V61H162V60H159L160 59V57H159ZM175 55V54H174ZM76 56H77V58H76ZM119 56L121 57V58H119ZM156 56H158L157 58L158 59H154V58H156ZM52 57V58H51ZM113 57V56H112ZM151 57H152V59H151ZM175 57H176V55H175ZM79 58V59H78ZM124 58V59H123ZM127 58L129 59L128 61H127ZM77 59H78V61H77ZM113 59V58H112ZM53 60V61H52ZM55 60V61H54ZM152 60H153V62H152ZM155 60V61H154ZM156 60L157 61H162V62H159V64H157V62H156ZM174 60H175V62H174ZM2 61V62H1ZM51 61V62H50ZM116 61V60H115ZM115 61H113V62H115ZM121 61V62H120ZM122 61H123V63L125 62H127L128 63V66H127V63L125 64H123L122 65V67H121V64H122ZM171 61V62H170ZM72 62V63H71ZM155 62V63H154ZM82 63V64H81ZM164 63V64H163ZM175 63V64H174ZM52 64V65H51ZM55 64V65H54ZM174 64V65H173ZM213 64H215V65H213V67H214V72L213 73H211V74H207L206 75V77H205V84H203L202 85V81L199 79V80H197V81H199V82H197L200 86L202 85L203 86V89H204V92L206 91V94H208V96H213V97H216L217 99H219V100H225V97L227 96V94H228V90L230 89V88H233L234 86L235 87H237V86H249V85H251V84H255V83H257L258 81H260L261 80V75H259V72H257L256 70L257 69H251L250 68V70H248V71H245V73H244V71H243V74H241L242 72L240 71L241 70V68L240 69H235V68H233V67H229L227 64H225V63H223V62H220V61H215V63L213 62ZM65 65V66H64ZM84 65H87V69L84 71V72H80L79 70H80V68H82ZM107 65L109 66V63H107ZM1 66V67H2ZM54 66V67H53ZM115 66V67H114ZM124 66H125V69L126 68H128L127 70H125L124 69ZM151 66V67H150ZM49 67V68H48ZM53 67V68H52ZM78 67V68H77ZM92 69V68H95V69H93L92 71L94 72V75L92 76V72H90L91 70H89L90 68ZM97 67V68H96ZM47 68V69H46ZM57 68V69H56ZM106 68V69H105ZM174 68H176V69H174ZM6 69H7V71H6ZM49 69V70H48ZM110 69V70H109ZM118 69V68H117ZM130 69H131V72H130ZM48 72H47V71ZM77 71V73H78V76H77V73H76V71ZM108 70V71H107ZM177 70V71H176ZM46 71V72H45ZM58 71V72H57ZM106 71V72H105ZM126 71V72H125ZM238 71H240V72H238ZM259 71V70H258ZM80 72V73H79ZM89 72V73H88ZM125 72V73H124ZM127 72H128V74H127ZM161 72V73H160ZM167 72V73H166ZM11 73V74H10ZM14 73V74H13ZM55 73V74H54ZM88 73V74H87ZM113 73V74H112ZM121 73H124L123 75H121ZM135 73V74H134ZM181 75V77H180V75ZM87 76H86V75ZM97 74V73H96ZM125 74L127 75V76H125ZM131 74V75H130ZM177 74V75H176ZM245 74V75H244ZM79 75H81V76H79ZM85 75V77H83ZM90 75L92 76V77H90ZM14 76V77H13ZM54 76V78H52ZM90 78H89V77ZM119 76V77H120ZM179 76V77H178ZM8 77V78H7ZM83 77V78H82ZM87 77V78H86ZM106 77V78H105ZM129 77V78H128ZM183 77V78H182ZM186 78V81H185V78ZM18 78V79H17ZM79 78V79H78ZM82 78V79H81ZM91 78H93V80L91 81L90 79ZM105 78V79H104ZM180 78V79H179ZM182 78V79H181ZM41 79V80H40ZM54 79V80H53ZM72 79V80H71ZM74 79V80H73ZM121 79V78H120ZM4 80V81H3ZM7 80V81H6ZM178 80V81H177ZM181 80V81H180ZM193 80H195V78L193 79ZM13 81H15V82H13ZM89 81V82H88ZM130 81H132V82H129ZM183 81H184V83H183ZM114 84H113V83ZM135 82V83H134ZM181 84H180V83ZM186 82V83H185ZM193 82V83H192ZM8 83V84H7ZM12 83V84H11ZM88 83V84H87ZM110 83V84H109ZM120 83H121V80H120ZM119 83V84H120ZM121 83V84H122ZM134 83V84H133ZM203 83H204V81H203ZM7 84V85H6ZM111 84H113L112 86H111ZM185 84V85H184ZM187 84V85H186ZM198 84H197V86H198ZM6 85V86H5ZM40 85V86H39ZM44 85V86H43ZM50 85H52V86H50ZM89 85H91V87H90V89H89ZM136 85V86H135ZM162 85V86H161ZM179 85V86H178ZM184 85V87L182 88V86ZM190 85V86H189ZM237 85V86H236ZM22 86V87H21ZM44 87V88H42V87ZM85 86V87H84ZM185 86H187L188 88H185ZM10 87H12V88H10ZM19 87V88H18ZM25 87H26V89H25ZM34 87V89H32ZM109 87L111 88L110 90H109ZM136 87V88H135ZM139 87H141L140 89H139ZM192 87V86H191ZM17 88V89H16ZM24 88V89H23ZM40 88V89H39ZM114 88H116V87H114ZM113 88V89H114ZM128 88V89H127ZM131 88H135V89H131ZM202 88V87H201ZM6 89V90H5ZM7 89H9V90H7ZM14 89V90H13ZM16 89V90H15ZM20 89V91L18 92V90ZM39 89V90H38ZM107 89V90H106ZM123 89V90H122ZM131 89V90H130ZM139 89V90H138ZM206 89V90H205ZM87 90H88V92H87ZM136 92H135V91ZM139 91V93H138V91ZM190 90H191V88H190ZM14 93H13V92ZM26 91H27V93H26ZM109 91V92H108ZM128 91H130V92H128ZM7 92H9V93H7ZM11 92V93H10ZM17 92V93H16ZM23 93V95H22V93ZM105 92V93H104ZM133 92H135V95H138L139 94V96H135L134 95V93ZM177 92V93H176ZM185 92V91H184ZM21 93V94H20ZM87 93V94H86ZM96 93V94H97ZM173 93V94H172ZM179 93H181V94H179ZM186 93V92H185ZM16 94V95H15ZM25 94V95H24ZM29 94V95H28ZM40 94V95H39ZM184 94V93H183ZM20 97H19V96ZM100 95V96H101ZM132 95H133V97H132ZM168 97H167V96ZM97 97L95 98V102L97 101V100H101V97H99L98 96V94L96 95ZM132 97V99H131V102H130V98ZM165 96H166V98H165ZM172 96V97H171ZM53 97V100H51V98ZM135 97V98H134ZM137 97L139 98L138 100H137ZM43 98V99H42ZM39 99V100H38ZM122 99H123V101H122ZM141 99V100H140ZM152 99V100H151ZM164 99V100H163ZM166 99V100H165ZM41 100V101H40ZM109 100V101H108ZM107 100V103H105L106 104V106L107 105H113V100H111V99H108ZM110 100H111V102H113V103H111L110 102ZM133 101H134V103H133ZM138 101H140V103L138 102ZM82 102V103H81ZM91 102H93V100L91 101ZM90 102V103H91ZM155 104H154V103ZM161 102V103H160ZM163 102V103H162ZM59 103V104H58ZM135 103H138L137 105L135 104ZM159 104V105H157V104ZM85 105V104H84ZM84 105H83V107H84ZM150 105V104H149ZM152 105H153V107H152ZM167 105V104H166ZM44 106V107H43ZM51 106V107H50ZM110 106V107H111ZM135 106V107H134ZM141 106V107H142ZM156 106V107H155ZM79 107V108H78ZM130 107V108H129ZM134 107V108H133ZM31 108L33 109V110H31ZM36 108V109H35ZM40 108V109H39ZM135 109V110H133V109ZM151 108H150V110H151ZM159 108V109H160ZM176 108V107H175ZM92 110L93 109H95V107H93L92 106V108H91ZM132 109V110H131ZM149 109V108H148ZM158 109V110H159ZM124 110V109H123ZM128 110V111H127ZM131 110V111H130ZM161 110H159V111H161ZM183 110V111H182ZM4 111V112H3ZM36 111V112H35ZM76 111V112H75ZM98 111V109L96 110H94V112H97ZM30 112V113H29ZM32 112H33V114H32ZM93 112V111H92ZM93 112V113H94ZM125 112V113H124ZM126 112H127V114H126ZM130 112H131V114H130ZM133 112V113H132ZM151 112V111H150ZM149 112V113H150ZM152 112H153V110H152ZM151 112V113H152ZM156 112H158V111H156ZM2 113V114H1ZM4 113V114H3ZM37 113V114H36ZM77 113V114H76ZM159 113V112H158ZM161 113V112H160ZM185 113V114H184ZM31 114V115H30ZM92 114V113H91ZM96 114H98V112L96 113ZM129 114V115H128ZM155 113L153 112V114H149V115H151V116H149V115H147L149 118L148 119H145V120H143V121H145L146 122V124H145V131H149L150 130V128L149 127H151V130L153 131L154 129H155V125H156V123H157V125H156V128H157V126H162L161 124H164L163 125V127L162 128H164V127H166L167 128V125H169V123H167L165 120H162L160 117V120H159V118L157 119V114H155ZM162 114V113H161ZM178 114V115H177ZM5 117H4V116ZM72 115V116H71ZM73 115H75V116H73ZM93 115V114H92ZM125 115V116H124ZM135 114H133V116H134ZM162 115H164V114H162ZM176 115L178 116V118H177V116H176V118H175V120H177L178 121V119L180 120V119H182V118H184V116L186 115V112L184 111V109H181L180 110V107H179V109H178V112L176 113ZM55 118H54V117ZM93 116H95V113H94V115ZM128 116V117H127ZM132 116V117H133ZM8 117V118H7ZM27 117H31V118H33L32 120H31V118H27ZM45 117V118H44ZM49 117V118H48ZM71 117H73L72 119H71ZM127 117V118H126ZM156 117V118H155ZM164 117V116H163ZM245 117V116H244ZM244 117L242 118V121L244 122H246V123H248L249 121V118H247V116H246V120L244 119ZM3 118V119H2ZM5 118V119H4ZM45 119V120H42V119ZM50 118H52V119H50ZM7 119L9 120V121H7ZM11 119H12V121H11ZM59 119H61V120H59ZM62 119H64V121L62 120ZM71 119V120H70ZM94 118H92V120H93ZM165 119V118H164ZM244 119V120H243ZM18 120H20V121H17ZM25 120V121H24ZM30 120H31V122H32V125H31V123H30ZM42 120V121H41ZM67 120V121H66ZM90 120H91V118H90ZM89 120V121H90ZM91 120V121H92ZM150 120V121H149ZM153 120V122H151ZM157 121V122H154V121ZM2 121V122H1ZM4 121V122H3ZM35 121V122H34ZM91 121H90V123L88 124L90 127H93L94 125H95V122H93L92 121V123H91ZM16 122V123H15ZM27 122V123H26ZM44 124H43V123ZM46 122V123H45ZM51 122V123H50ZM158 122H160V124H158ZM242 122V123H243ZM12 123V124H11ZM57 123V124H58ZM13 124H15L14 126H15V128H14V126H13ZM20 124H21V126H20ZM30 126H29V125ZM46 124H49V126L48 125H46ZM93 124V125H92ZM149 124V125H148ZM245 124V123H244ZM6 125H8V126H6ZM11 125V126H10ZM259 125L260 124H258L257 126H255V129H253L252 128V132H253V134H254V131L256 130V127H257V131L259 130L260 132V134H261V131L263 130V128H262V126L260 125V127L261 128H259L258 129V127H259ZM16 126H20V127H18V129L16 128ZM32 126H34V127H32ZM42 126V127H41ZM48 126V127H47ZM7 127V128H6ZM8 127L11 129V130H8L7 131V129H8ZM28 127V128H27ZM40 127V128H39ZM47 127V128H46ZM23 128V129H22ZM30 128H34L33 129V131H32V129H30ZM44 128V129H43ZM159 128H161V127H159ZM13 129H15V131L16 132H18L17 134H20V135H22L23 134V137L22 136H16V135H14V137L12 136L13 135V133L15 132V131H13ZM19 129H21V130H23V131H19ZM27 129V130H26ZM29 129H30V131H29ZM261 129V130H260ZM7 132H6V131ZM26 130V131H25ZM34 130H36V131H34ZM39 130V131H38ZM43 130V131H42ZM254 130V131H253ZM13 131V133L11 134V132ZM32 131V132H31ZM250 131V133H252ZM11 134V136L12 137H10L9 138V133ZM15 132V133H16ZM40 132H41V134H40ZM76 132H78V133H76ZM5 133V134H4ZM8 133V134H7ZM28 133V134H27ZM258 133V132H257ZM258 133V134H259ZM8 136H7V135ZM30 134V135H29ZM33 134V135H32ZM78 134V135H77ZM112 136H111V135ZM109 134V138L111 137H117L119 134H115L114 135V133H110ZM253 134H252V136H247V138H246V136H245V139L242 141V138L240 139L241 140V142H239V143H237V145L239 146V144L240 143H242L243 142V144H241L240 145V150L239 151H231L230 153V155H228L227 157H225L223 160H220V161H218L217 163H216V166H215V172H216V174L218 175L217 176V179L216 180H213V182H212V188H210L211 190H209L210 192L208 193V195H206V199L204 198V199H202L203 201H202V203H198V204H203L202 206H203V208L204 209H206L207 211H208V214H209V216L213 219V216H215V214H212V208H213V206H214V198H215V196H216V192H218L220 189H221V185H226V184H228L229 182H230V173L234 170V169H237L236 167H237V165L241 162V160H242V157H243V153H245V148L246 149H248L249 147L251 148V147H257L258 146V139H260V137L259 136H253ZM255 134H256V131H255ZM263 134V133H262ZM35 135V136H34ZM40 135V136H39ZM61 135V136H60ZM66 135V136H65ZM249 135V134H248ZM38 136V137H37ZM41 136H43V137H41ZM76 136L78 137L77 139H76ZM121 136V135H120ZM261 136V135H260ZM263 137H264V135H262ZM17 137H20L21 139H24V141L26 142L27 140H29L28 138L30 137V139H31V142H30V140L28 141V145L26 144L25 145V143H23V142H20V141H22V140H19V139H17ZM33 137V138H32ZM40 137L42 138V139H40ZM67 137V138H66ZM97 137V136H96ZM100 137V136H99ZM119 137V136H118ZM126 137V136H125ZM14 138H15V140H14ZM63 138H65L64 140H63ZM73 138V139H72ZM98 138V137H97ZM96 138V139H97ZM13 139V140H12ZM19 140V141H17V140ZM27 139V140H26ZM38 139H40L41 140V145H37L36 146V150L34 149V148H32L31 146L33 145L32 144V140H38ZM88 139V140H87ZM86 140L88 141V143L89 142H91V141H89V140H91V138H87ZM94 139H95V135H94ZM99 139V138H98ZM103 139H104V137H103ZM238 139V138H237ZM252 139V140H251ZM13 142H11V141ZM68 140V141H67ZM231 140V139H230ZM246 140V141H245ZM14 141H16V142H14ZM64 141H66V142H64ZM87 141H85V142H87ZM186 141L188 142V144L186 143ZM189 141L190 140H185V142H183L184 144L183 145H185V143L188 145V146H185V148H187L188 150H190V148L189 147H192V149L189 151V152H195L196 154H194L195 155V157H199V158H202V155H204L203 154V150H205V148H198L197 149V147L198 146H200V144L199 143H197L198 144V146L196 145V143H195V147H194V144L191 146L190 145V143H189ZM232 141V140H231ZM237 140H235L234 142H236ZM239 141V140H238ZM251 141V142H250ZM254 141V142H253ZM11 142V143H10ZM21 143V146L19 145L20 143ZM30 142V143H29ZM40 142V141H39ZM62 142H64V145H62ZM71 142V143H70ZM93 142V141H92ZM218 142V141H217ZM245 142H247V143H245ZM10 145H9V144ZM45 143V144H44ZM53 143V144H52ZM70 143V144H69ZM79 143V142H78ZM94 143V144H93ZM92 144L93 145H95V146H97V142H93ZM213 143H215V141L213 142ZM219 143V142H218ZM12 144V145H11ZM16 144H18V145H16ZM23 144V145H22ZM32 144V145H31ZM49 146V145H52V146H49L48 147V149L50 150H48L47 149V145ZM75 144H77V143H75ZM74 144V145H75ZM91 144V146L93 147V145ZM202 144V143H201ZM14 145H16V146H14ZM30 145V146H29ZM54 145V146H53ZM217 145V144H216ZM254 145V146H253ZM6 148H5V147ZM10 146H11V148H10ZM17 146H18V148H17ZM42 146V147H41ZM60 146H62V147H60ZM70 146V147H69ZM202 147H203V145H201ZM200 146V147H201ZM246 146V147H245ZM19 147H20V149H19ZM34 147V146H33ZM39 147H41V148H39ZM195 149H194V148ZM214 147H216V146H214ZM248 147V148H247ZM23 148V149H22ZM39 148V149H38ZM52 148H53V150H52ZM63 148H65V149H63ZM67 148V149H66ZM69 148H70V150H69ZM238 148V149H239ZM242 148V149H241ZM38 149V150H37ZM72 149V150H71ZM73 150H74V152H75V154H74V152H73ZM193 150H195V151H193ZM0 151V152H1ZM37 151V152H36ZM72 151V152H71ZM61 152V153H60ZM80 152V153H79ZM205 152H206V150H205ZM204 152V153H205ZM232 152H234L233 154H232ZM247 152V151H246ZM5 153V154H4ZM42 153V154H41ZM67 153V154H66ZM70 153V154H69ZM2 154H4L3 155V157L1 156ZM42 156H44L43 158L42 157H40V155ZM72 154H74V155H72ZM79 154V155H78ZM197 154H200L199 156L197 155ZM243 154V155H242ZM46 155H47V158H45L46 157ZM49 155V156H48ZM82 155H85L84 156V158H83V156ZM63 156V157H62ZM230 156V157H229ZM50 157V158H49ZM81 157V158H80ZM63 158V159H62ZM66 158V159H65ZM82 158H83V160H82ZM44 161H43V160ZM59 159V160H60ZM81 159V160H80ZM221 159V158H220ZM40 160V161H39ZM47 160V161H46ZM58 160V161H59ZM42 161V162H41ZM78 161H79V164H78ZM85 161H87V160H85ZM199 161V160H198ZM26 163V165H25V163ZM39 162H41V163H39ZM64 163V162H63ZM62 163V164H63ZM77 163V164H76ZM22 164H24V166L22 165ZM64 164H66V162L64 163ZM76 165V166H75ZM39 166V165H38ZM239 166V165H238ZM26 167L28 168V170L26 171ZM67 167L68 166H66V165H63L62 166V168L61 169H59L61 172H63V171H65V174H71V171H72V167H68V169H67ZM64 168H65V170H64ZM69 168H70V170H69ZM81 168H84L83 166H82V164H81ZM11 169V170H10ZM35 169H37V167L35 168ZM34 169V170H35ZM55 169H56V167H55ZM73 169V170H74ZM5 170H7V172L5 171ZM25 170V171H24ZM53 170V169H52ZM157 170V169H156ZM221 170H223V171H225L226 172V176H224V174L221 176ZM20 171V172H19ZM21 171H23V172H21ZM66 171H67V173H66ZM5 172H6V174H8V173H10L11 172V174H10V176L8 177V176H6L5 175V177H2L4 174H5ZM12 172L13 173H16V172H18V173H20L19 174V176L18 175H15V174H12ZM30 172H32V170L30 171ZM70 172V173H69ZM156 172V173H155ZM160 172V170H158V171H153L152 173H150L149 174V180H152L153 181V183H154V181H156V180H158V178L160 179V177H159V174H161V172ZM4 173V174H3ZM18 173H16V174H18ZM25 173V174H26ZM3 174V175H2ZM9 175V174H8ZM219 175L221 176V177H219ZM13 176H14V178H13ZM17 176H18V178L19 177H22V178H20L19 180H20V182H19V180H18V178H17ZM25 176H27V174L25 175ZM158 177V178H157ZM11 179L12 180V182H13V180H14V184H15V182H18L17 184H15L14 185V187H13V189H15L14 191H13V189H12V187H8L9 189H10V191H8L6 188V190L3 188L4 186L3 185H1V181H4V179L5 180H7V179ZM16 180H18V181H16ZM260 182V180H258V183H257V187H256V189H254V191L255 192H247L246 194H243L244 196H245V198H244V196H242L243 198H244V200H243V202H242V204L239 206V205H236L235 207H232V208H227V209H223V210H221L219 213H218V216L220 217V219L218 220V222L220 223V226L221 227H223V228H225L226 229V233H225V236H224V241H225V246H229V247H232V246H238V250H237V253L239 254V255H234L232 252H231V255L228 257V258H226V259H223L222 261H220V262H217V263H215V264H240L237 260H236V258H239L240 257V253H245L246 254V258L247 259H249V256L247 255V254H250L251 253V251H252V249H251V247H250V240L251 241H253V240H256L257 239V236H258V234H257V228H258V226L260 225L261 226V229L263 230V232H264V223H262V221L264 222V191L262 192H260V194H259V189H258V184H260L259 183ZM20 183V184H19ZM152 183V182H151ZM153 183L151 184V190H154L155 192H157L158 193V196H160V198L161 197H164V192H163V190L162 189H160V187L158 188L157 187V185H159V183H158V181H156L155 183H154V185H153ZM21 185V186H20ZM25 187H24V186ZM146 185V184H145ZM148 185V184H147ZM147 185H146V188H147ZM236 185L237 186H242L241 188H244V189H249V187H248V185H245L244 183H242V182H239V181H237L236 182ZM17 186H19V187H17ZM142 186H144V185H142ZM24 187V188H23ZM140 187V186H139ZM150 187V186H149ZM5 190H3V189ZM21 188V189H20ZM143 187H141V190H144L145 189V187H144V189H142ZM11 189H12V191H11ZM26 189V190H25ZM243 189V190H244ZM20 190V191H19ZM23 190V191H22ZM24 192V193H22V192ZM245 192V191H244ZM8 193H10V194H8ZM11 193H14V195L13 194H11ZM21 193V194H20ZM19 194V195H18ZM27 194V193H26ZM250 194H251V196H250ZM254 194V195H253ZM13 196V198H17V199H13V198H11V197ZM21 198H20V197ZM247 196V197H246ZM255 196V197H254ZM10 197V198H9ZM23 197V198H22ZM31 197V196H30ZM29 197V198H30ZM41 197H42V199H41ZM205 197V196H204ZM242 197L240 198V200L242 199ZM253 197V198H252ZM9 198V199H8ZM47 198H49V197H47ZM72 199H73V197H71ZM8 199V200H7ZM20 199V200H19ZM23 199H25V200H23ZM44 199V200H45ZM260 199V200H259ZM13 200V201H12ZM21 200H23V201H21ZM11 201V202H10ZM20 201V202H19ZM12 202H13V205H12ZM169 202V201H168ZM15 203V204H14ZM17 203V204H16ZM21 205H20V204ZM23 203H24V205H23ZM25 203H26V205H25ZM29 203H31V204H29ZM170 203V202H169ZM63 204H66V207H64V209H63V207H62V205ZM195 204H197V202H195ZM42 205V206H41ZM171 205H172V203H171ZM36 206H39V208L38 207H36ZM64 206V205H63ZM199 206V205H198ZM52 208V209H51ZM58 208H60V209H62V210H60V209H58ZM46 209V210H45ZM48 209H50L49 211H47ZM66 209L68 210V212L66 211ZM70 209H71V211H74L75 213H72V212H70ZM73 209V210H72ZM66 211V212H65ZM49 212H51V213H49ZM77 212V213H76ZM49 213V214H48ZM67 213V214H66ZM71 215H70V214ZM64 214L66 215V216H64ZM76 214H78L77 216H75ZM62 215L64 216L63 217V219H66V217H67V219L66 220H63L62 219ZM12 217V218H11ZM58 217H60V218H58ZM70 217V218H69ZM73 217H75V218H73ZM80 217V216H79ZM71 218H72V220H71ZM10 219H12V220H10ZM75 219V220H74ZM79 219V220H78ZM211 219V220H212ZM20 220V223L18 222V221ZM81 220V221H80ZM67 222V224H65L66 222ZM76 221V222H75ZM78 221V222H77ZM65 222V223H64ZM207 222H210V219L209 220H207ZM10 223V224H9ZM14 223V224H13ZM19 223V226L17 225ZM60 223L62 224V226L60 225ZM68 223H69V225H70V227L68 228ZM71 223H73V226H72V224ZM81 223V224H80ZM177 227H176V230H178V234L180 235V234H184V235H186V236H188L187 234H185L187 231H191V234L189 235V237H193V238H200L201 236H202V234H201V229H200V227H198V226H196L195 224H193V223H190L189 221H187V220H181V219H179V220H177ZM13 224V225H12ZM57 224V225H56ZM17 225V226H16ZM75 225V226H74ZM82 225V226H81ZM85 225V226H84ZM11 226V227H10ZM24 227V229L22 230V228ZM45 226H48L46 229H45ZM60 226H61V228H60ZM7 228V230H5L6 228ZM8 227H9V229H8ZM43 227V228H42ZM263 227V228H262ZM5 228V229H4ZM11 228V229H10ZM35 228V230H36V228L38 229L37 231H35V230H33ZM75 228H77L76 230H75ZM40 229V230H39ZM79 229V230H78ZM87 228H85V230H86ZM4 230H5V232L6 233H4ZM10 230H11V232H10ZM30 230H32V231H30ZM65 230V229H64ZM7 231H8V233H7ZM22 231V232H21ZM25 231V233H23ZM29 231V232H28ZM40 231H42L41 233H40ZM83 231H84V233H83ZM32 232V233H31ZM34 232V233H33ZM36 232V233H35ZM39 232V233H38ZM263 232H261V233H263ZM4 233V234H3ZM38 233V234H37ZM10 234V235H9ZM29 235V236H26V235ZM78 234V233H77ZM264 234V233H263ZM9 235V236H8ZM33 236V235H32ZM38 236V237H37ZM24 237V238H23ZM259 237V236H258ZM20 240H19V239ZM188 238V237H187ZM14 241H16L15 243H14ZM27 242V241H26ZM25 242V243H26ZM5 243V242H4ZM4 243H2V244H4ZM11 243V244H12ZM11 244H10V246H11ZM18 244V243H17ZM222 244V241H219L218 242V245H221ZM1 245V244H0ZM6 245V244H5ZM4 245V246H5ZM2 246V245H1ZM8 246V245H7ZM7 246H5V247H7ZM24 246H26V244L24 245ZM4 247V248H5ZM24 248V251H26V249L27 248H25V247H23ZM9 249V248H8ZM7 249V250H8ZM264 249V248H263ZM262 249V250H263ZM2 250V249H1ZM1 250H0V253H1ZM15 249H12V251H14ZM3 251V250H2ZM9 251H11V249H9ZM28 251V250H27ZM26 251V252H27ZM94 251H96V250H94ZM98 251V250H97ZM5 252H7V251H5V249H4V252H2V254H1V256H2V258L3 259H0V263L1 262H3L2 264H4V262L6 261V259H7V257H8V255H10V254H8V252H7V254L5 253ZM12 254H14V253H17L16 252V250L14 251V252H11ZM12 254H11V256H10V258L11 259H13L12 258ZM27 254H29V253H27ZM261 254H263L264 255V250H263V252L261 253ZM0 256V257H1ZM3 256H5V257H3ZM14 256H18L17 254L16 255H14ZM30 257H31V259H30ZM28 259H30V260H32L31 262H28V263H26V264H40V262L41 261H39V258H37V260L38 261H36L35 259H36V257H35V259L32 257V256H30ZM264 257V256H263ZM16 258V257H15ZM27 258V257H26ZM9 259V258H8ZM17 260L18 259H16V261L15 260H11L10 261V259L9 260H7L6 261V263L5 264H9V263H11L12 261H15V262H17ZM35 261H36V263H35ZM25 262V261H24ZM33 262V263H32ZM13 263V262H12ZM42 263H43V261H42ZM51 262H49V264H50ZM15 264V263H14ZM17 264V263H16ZM18 264H19V260H18ZM20 264H22V263H20ZM24 264V263H23ZM45 264H47V263H45ZM153 264H156V262H154ZM210 264V263H209Z\"/></svg>","mask_w":264,"mask_h":264}]
</instances>
